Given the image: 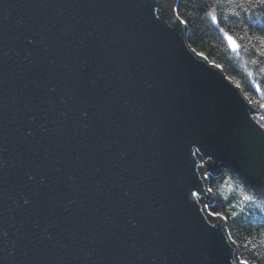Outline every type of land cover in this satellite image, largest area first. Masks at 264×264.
<instances>
[{
  "label": "water",
  "instance_id": "water-1",
  "mask_svg": "<svg viewBox=\"0 0 264 264\" xmlns=\"http://www.w3.org/2000/svg\"><path fill=\"white\" fill-rule=\"evenodd\" d=\"M176 3L0 0V264H244L204 173L264 196V127Z\"/></svg>",
  "mask_w": 264,
  "mask_h": 264
},
{
  "label": "trees",
  "instance_id": "trees-1",
  "mask_svg": "<svg viewBox=\"0 0 264 264\" xmlns=\"http://www.w3.org/2000/svg\"><path fill=\"white\" fill-rule=\"evenodd\" d=\"M176 13L188 28L189 45L240 87L257 119L264 103V5L259 0H177ZM225 35L236 39L237 51L230 50ZM208 188L214 198L209 211L226 219L241 260L264 264V220L243 215L248 191L263 210L264 196L227 170L210 175Z\"/></svg>",
  "mask_w": 264,
  "mask_h": 264
},
{
  "label": "rangeland",
  "instance_id": "rangeland-1",
  "mask_svg": "<svg viewBox=\"0 0 264 264\" xmlns=\"http://www.w3.org/2000/svg\"><path fill=\"white\" fill-rule=\"evenodd\" d=\"M175 9V7H174ZM176 12V11H175ZM262 108V113L261 115L257 118L258 122L264 126V103L262 104L261 106ZM205 176L207 177V181L209 180V176L207 174V171L205 173ZM214 176V175H213ZM247 200L249 201L250 199L253 201V204L252 203H248V201L245 202L244 204V208H243V215L245 216V218L247 219H257L258 221H262L264 220V210L262 209V206L260 204H257V200L255 199V197L253 195H251V193L248 191L247 192ZM246 199V197H245ZM214 201L212 203H206V207L209 211V208L208 206H210L211 204H213Z\"/></svg>",
  "mask_w": 264,
  "mask_h": 264
},
{
  "label": "bare ground",
  "instance_id": "bare-ground-1",
  "mask_svg": "<svg viewBox=\"0 0 264 264\" xmlns=\"http://www.w3.org/2000/svg\"><path fill=\"white\" fill-rule=\"evenodd\" d=\"M177 4V3H176ZM175 11H176V5H175ZM177 14V13H176ZM178 16V15H177ZM170 20L171 21H173V17H170ZM229 37H231L230 35H225L224 36V38H225V41L228 43V45H229V48H230V50H232V51H237L238 49H239V44H238V42L236 41V39H234L233 37H231L232 38V41H234L235 42V44L237 45V47H235V49H234V47H233V45H231V42H230V40H229ZM187 39H188V31H187ZM198 53V52H197ZM254 112V111H253ZM253 117L255 118V116H254V113H253ZM255 120L258 122V120L255 118ZM259 123V122H258ZM260 124V123H259ZM261 125V124H260ZM262 126V125H261ZM264 127V126H263ZM225 170H227V171H229V172H231L232 174H235L234 172H232V170H230V169H226L225 167L221 170V172L220 173H218L217 175H214V176H218V175H220L223 171H225ZM205 174V173H204ZM207 174L208 175H211L212 176V174H210L209 172H207ZM236 175V174H235ZM240 179V178H239ZM262 196V195H261ZM225 219V218H224ZM226 220V219H225ZM225 227H226V230H227V225H225ZM227 232H228V230H227ZM229 234V233H228ZM238 255H239V252H238Z\"/></svg>",
  "mask_w": 264,
  "mask_h": 264
},
{
  "label": "snow or ice",
  "instance_id": "snow-or-ice-1",
  "mask_svg": "<svg viewBox=\"0 0 264 264\" xmlns=\"http://www.w3.org/2000/svg\"><path fill=\"white\" fill-rule=\"evenodd\" d=\"M259 3H260L261 5H264V0H259ZM229 40H230V42H232L233 47H236V44H235L234 41H232V38H231V37H229ZM244 264H247V262H244Z\"/></svg>",
  "mask_w": 264,
  "mask_h": 264
}]
</instances>
